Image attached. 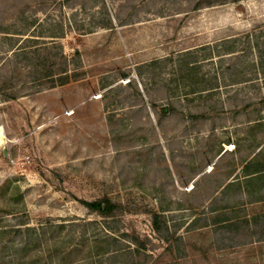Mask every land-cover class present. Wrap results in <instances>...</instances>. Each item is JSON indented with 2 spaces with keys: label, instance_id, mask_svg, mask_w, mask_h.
I'll list each match as a JSON object with an SVG mask.
<instances>
[{
  "label": "rangeland",
  "instance_id": "1",
  "mask_svg": "<svg viewBox=\"0 0 264 264\" xmlns=\"http://www.w3.org/2000/svg\"><path fill=\"white\" fill-rule=\"evenodd\" d=\"M254 39L264 0H0V264H264Z\"/></svg>",
  "mask_w": 264,
  "mask_h": 264
},
{
  "label": "trees",
  "instance_id": "2",
  "mask_svg": "<svg viewBox=\"0 0 264 264\" xmlns=\"http://www.w3.org/2000/svg\"><path fill=\"white\" fill-rule=\"evenodd\" d=\"M264 44V43H263ZM249 50H251V47L253 49H256L258 52V62L262 63L264 61V46H261L258 42V39H254L252 43L248 45ZM260 170H256L253 173L259 172ZM84 205L89 208L90 210H98L102 214H107L112 211L113 205L108 200H94L91 202H84ZM159 220V215L154 214L152 217V223L153 227L156 231H159L157 222Z\"/></svg>",
  "mask_w": 264,
  "mask_h": 264
},
{
  "label": "bare ground",
  "instance_id": "3",
  "mask_svg": "<svg viewBox=\"0 0 264 264\" xmlns=\"http://www.w3.org/2000/svg\"><path fill=\"white\" fill-rule=\"evenodd\" d=\"M1 129V128H0ZM4 140L3 135L0 133V143Z\"/></svg>",
  "mask_w": 264,
  "mask_h": 264
},
{
  "label": "crops",
  "instance_id": "4",
  "mask_svg": "<svg viewBox=\"0 0 264 264\" xmlns=\"http://www.w3.org/2000/svg\"><path fill=\"white\" fill-rule=\"evenodd\" d=\"M252 177H255V176H252ZM261 243H264V241H262Z\"/></svg>",
  "mask_w": 264,
  "mask_h": 264
}]
</instances>
